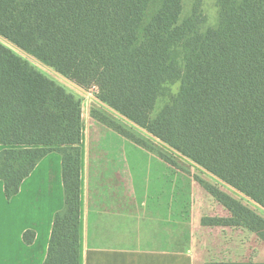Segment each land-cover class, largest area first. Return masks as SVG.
I'll return each instance as SVG.
<instances>
[{
    "label": "trees",
    "instance_id": "obj_1",
    "mask_svg": "<svg viewBox=\"0 0 264 264\" xmlns=\"http://www.w3.org/2000/svg\"><path fill=\"white\" fill-rule=\"evenodd\" d=\"M0 0V39L53 69L264 210V0ZM179 84L154 114L168 87ZM92 118L153 149L105 113ZM80 100L0 43V181L7 200L47 154L61 156L64 207L53 217L44 264H78ZM132 131V132H131ZM163 161L176 167L162 153ZM228 214L203 227L239 228L264 244V218L197 180ZM34 233L25 232L31 244ZM252 264V263H211Z\"/></svg>",
    "mask_w": 264,
    "mask_h": 264
},
{
    "label": "crops",
    "instance_id": "obj_2",
    "mask_svg": "<svg viewBox=\"0 0 264 264\" xmlns=\"http://www.w3.org/2000/svg\"><path fill=\"white\" fill-rule=\"evenodd\" d=\"M54 82L81 104L78 264H194L195 206L203 190L157 154L93 119L91 111L98 110L125 125L92 86ZM63 207L58 153L44 156L9 200L0 181V264H44L53 217ZM25 232L34 233L31 244L23 241Z\"/></svg>",
    "mask_w": 264,
    "mask_h": 264
},
{
    "label": "rangeland",
    "instance_id": "obj_3",
    "mask_svg": "<svg viewBox=\"0 0 264 264\" xmlns=\"http://www.w3.org/2000/svg\"><path fill=\"white\" fill-rule=\"evenodd\" d=\"M190 1L185 0L183 5L182 17H185L190 11ZM203 14L206 18L205 27L214 28L217 25L218 13L216 9V0H203ZM0 43L11 50L15 55L27 61L37 71L47 78L56 82H61L62 78L53 69L41 64L23 51L18 50L8 42L0 39ZM179 84H173L168 87L165 96L160 98L156 104L154 114L162 107L169 96H173L178 91ZM126 128H131V124L124 121ZM130 125V126H129ZM137 129V128H136ZM131 130H133L131 128ZM132 132V131H131ZM138 132V131H136ZM132 132L136 137L141 138L153 149V153H162L172 160L176 169L183 172L198 185L197 180H204L211 185L217 186L222 192L235 199L249 210L253 211L260 217L264 218V210L254 204L244 195L236 192L234 189L226 186L217 179L201 173L193 164L186 159L181 158L173 153L170 149L160 144L150 136L146 137L142 133ZM144 132V131H143ZM145 134V133H144ZM199 186V185H198ZM200 187V186H199ZM199 191V189H198ZM201 194V190L199 191ZM202 197L198 196L195 206V224L192 236V255L194 264H211V263H252L264 264V244L246 229L239 228H210L201 225L203 218H225L227 212L220 207L207 193L202 191Z\"/></svg>",
    "mask_w": 264,
    "mask_h": 264
},
{
    "label": "built area",
    "instance_id": "obj_4",
    "mask_svg": "<svg viewBox=\"0 0 264 264\" xmlns=\"http://www.w3.org/2000/svg\"><path fill=\"white\" fill-rule=\"evenodd\" d=\"M92 89L95 90L97 92V94H98V89H97L96 86H92Z\"/></svg>",
    "mask_w": 264,
    "mask_h": 264
}]
</instances>
